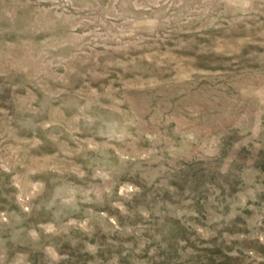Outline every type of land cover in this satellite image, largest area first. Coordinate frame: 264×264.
<instances>
[{
    "label": "rangeland",
    "instance_id": "374dc122",
    "mask_svg": "<svg viewBox=\"0 0 264 264\" xmlns=\"http://www.w3.org/2000/svg\"><path fill=\"white\" fill-rule=\"evenodd\" d=\"M0 264H264V0H0Z\"/></svg>",
    "mask_w": 264,
    "mask_h": 264
}]
</instances>
